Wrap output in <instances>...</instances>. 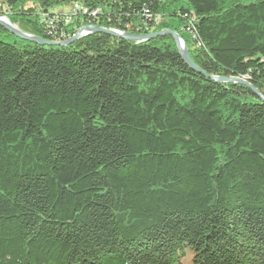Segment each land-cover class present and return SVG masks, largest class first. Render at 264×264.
<instances>
[{
  "label": "trees",
  "instance_id": "1",
  "mask_svg": "<svg viewBox=\"0 0 264 264\" xmlns=\"http://www.w3.org/2000/svg\"><path fill=\"white\" fill-rule=\"evenodd\" d=\"M74 1L99 9L90 25L174 31L203 73L264 95V0H0V15L55 42L40 16ZM203 73L169 35L41 45L0 25V264H264V102Z\"/></svg>",
  "mask_w": 264,
  "mask_h": 264
},
{
  "label": "water",
  "instance_id": "2",
  "mask_svg": "<svg viewBox=\"0 0 264 264\" xmlns=\"http://www.w3.org/2000/svg\"><path fill=\"white\" fill-rule=\"evenodd\" d=\"M6 20L2 21L1 18H3ZM0 25L7 30L9 33H11L12 35L16 36L19 39L22 40H26V41H30L36 44H41V45H66V44H70L74 41H76L78 38H80L81 36H84L86 34H91V33H102V34H107L110 36H114V37H120V38H124L127 40H131V41H145L148 40L150 38H154V37H158V36H164V35H169L171 36L176 44V47L178 49L179 54L181 55L182 59L186 62V64L191 67L192 69H194L195 71L199 72V73H203L191 60L189 53H188V49L183 41V39L179 36V34H177L174 31L171 30H161L155 33H149V34H131V33H127V32H120L118 30H114V29H108V28H103L97 25H84L82 26L80 29H78V31L75 33L74 36H72L70 39H68L65 42H60V43H56L53 41H49L46 39H43L41 37H37L31 34H27L24 33L22 31H20L18 29V27L14 24H12L7 17L5 16H1L0 15ZM205 76L215 80V81H219V82H232V83H238V84H242L245 85L246 87H248L259 99H261L264 102V95L259 92L255 87H253L249 81L243 77H219V76H211L208 74L203 73Z\"/></svg>",
  "mask_w": 264,
  "mask_h": 264
},
{
  "label": "built area",
  "instance_id": "3",
  "mask_svg": "<svg viewBox=\"0 0 264 264\" xmlns=\"http://www.w3.org/2000/svg\"><path fill=\"white\" fill-rule=\"evenodd\" d=\"M98 12L99 9L97 8L91 9L81 2L74 1L61 15L41 14L40 22L48 28L49 32L54 33L53 37L55 42H65L74 36L78 29H80L82 26L89 25L88 22L92 21L91 19L96 17ZM77 19H80V23L78 26L74 25L73 32L65 30V26L73 24L74 20Z\"/></svg>",
  "mask_w": 264,
  "mask_h": 264
},
{
  "label": "bare ground",
  "instance_id": "4",
  "mask_svg": "<svg viewBox=\"0 0 264 264\" xmlns=\"http://www.w3.org/2000/svg\"><path fill=\"white\" fill-rule=\"evenodd\" d=\"M1 20L6 22V20L4 19V17H3V18H1Z\"/></svg>",
  "mask_w": 264,
  "mask_h": 264
},
{
  "label": "rangeland",
  "instance_id": "5",
  "mask_svg": "<svg viewBox=\"0 0 264 264\" xmlns=\"http://www.w3.org/2000/svg\"><path fill=\"white\" fill-rule=\"evenodd\" d=\"M17 26V25H16ZM18 27V26H17Z\"/></svg>",
  "mask_w": 264,
  "mask_h": 264
}]
</instances>
